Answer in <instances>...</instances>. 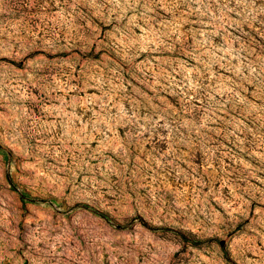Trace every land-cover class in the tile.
<instances>
[{
	"label": "rangeland",
	"instance_id": "rangeland-1",
	"mask_svg": "<svg viewBox=\"0 0 264 264\" xmlns=\"http://www.w3.org/2000/svg\"><path fill=\"white\" fill-rule=\"evenodd\" d=\"M0 264H264V0H0Z\"/></svg>",
	"mask_w": 264,
	"mask_h": 264
}]
</instances>
